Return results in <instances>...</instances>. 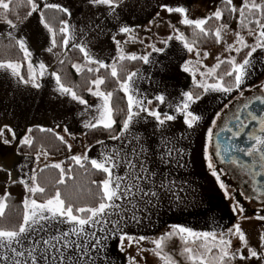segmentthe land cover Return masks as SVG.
<instances>
[{"label": "snow or ice", "instance_id": "6c2138e0", "mask_svg": "<svg viewBox=\"0 0 264 264\" xmlns=\"http://www.w3.org/2000/svg\"><path fill=\"white\" fill-rule=\"evenodd\" d=\"M22 3L23 0H17V7ZM26 3L30 10L24 19L31 17L33 13H39L41 24L51 36L48 52H53L58 47L67 49L71 43L73 48L79 49L83 54L84 65L73 64L72 66L78 73L83 72L87 66V72L97 74L94 79L89 80L87 91L93 97L99 98L100 103L89 105L85 98L62 82L58 72L48 73L45 63L40 62L38 65H34L27 40L23 37L17 38L13 31L7 33V38L14 40L15 46H18L23 53V59L27 61V77L22 74L23 64L18 61L2 60L0 69L8 71L18 83L30 85L35 89H40L43 86L40 81L46 74L50 75L55 80L54 91L61 96H69L72 101L84 106L78 114L82 117L81 122L84 129H102L108 132H111L116 123L115 110L111 103L113 92L102 90V85L106 81L103 76L99 75V72L101 69L110 70L111 77L117 80L120 90L127 98V116L122 123L119 135H110L109 138L123 141L134 122L141 119L147 122V117H151L155 122V130L161 134V147L166 149L160 155V160L163 163L169 162L174 150L167 148V145L172 142V138L165 135L169 122L176 121L180 116L187 129L197 128L200 126L203 116L193 110L194 105H197L210 93L220 94L225 98L231 97L228 103H224L223 108L216 112L214 118L210 120V126L207 127L205 133L204 160L225 198L232 201L231 211L234 215L249 219V217L243 216L245 208L237 199V195L245 200L256 199L264 204V107H261L259 112L251 107L257 101L261 106H264V94L244 98L245 91L252 92L254 89H259L261 93H264V82L249 84V81L258 72L264 73V0H241L239 5L234 0H221L222 6L216 7L210 15L204 18H190L189 9L184 6L161 4L159 7L163 12L169 15L177 14L178 23L192 30L191 39L170 20L163 21L158 11L156 17L149 22L152 27L146 30L156 36L152 43L146 44V39L139 38L136 30L132 27L127 25L119 27L118 33L125 34L128 40L122 42L115 35L111 37L116 46V56L110 64L95 58L83 41L76 42L75 29L70 23L72 12L68 7L56 3L41 5L40 0H26ZM88 3L93 7L103 6L109 16L118 18L117 9L120 8L122 0H88ZM43 9H52L68 17V19L60 20V43L57 42V31L45 19ZM13 11V0H0V22L5 23L11 30H17V23L9 18V14ZM228 19L236 22L235 29L227 22ZM17 20H19L18 15ZM210 21L215 22L214 28L208 27ZM161 26L170 28L171 33L163 38L159 37L157 33H153V28L159 29ZM228 33L233 35L232 43H228L226 40ZM249 37L252 39L251 44L248 42ZM208 39H213L217 45H223L224 53H226V55L216 56V63L211 67L203 62L209 57V53L202 51L199 47L201 41ZM173 40L178 41L188 54H194V59L185 60L181 65V70L191 76L193 87L182 91L177 100L167 101L170 112H161L159 106L150 107L153 103L152 99L141 96L138 88L134 86L135 80L142 78L139 70L129 72L122 81L119 72L124 61L140 60L144 64L152 63L150 60L152 54H164ZM129 41L146 45L151 51L143 55L126 51L123 45ZM158 44L162 46H157ZM245 50L247 51L244 58L238 60L237 57ZM60 63L63 64L64 61L61 60ZM224 65H227V70L221 72L220 69ZM193 89H199L200 92L197 93ZM233 93L238 95L233 97ZM240 98L245 99L243 105L237 106L232 116L222 126H219L218 131H214L218 127L217 122L221 119L222 113L233 104L234 100ZM154 99L159 102V105L166 103L164 94H158ZM245 110H247V114L242 119L241 116ZM142 113L146 116H142ZM252 122H255L258 128L254 127L253 131L247 132V138L243 139L242 134ZM5 129L12 134L11 140L5 137ZM31 131L28 129L29 133ZM41 131L52 132L53 129L42 128ZM63 132L72 136L67 126L63 127ZM225 132L231 135L227 137V143L223 144L221 134ZM55 135L56 139L67 145L70 151L71 144H68L65 137L58 133ZM84 135L87 133L85 132ZM0 139L4 144H10L12 140L16 139V133L5 125L4 128H0ZM134 139L138 148L133 147L130 152L123 155L120 150L113 148L110 152H101L99 159L90 158L87 153L70 157L80 168H85L86 163H89L93 170L105 174L103 179L91 181V184L98 189L95 206L73 204L62 197L59 187L56 188L54 195L38 202L35 198L36 195L43 196L46 193V188L39 183L35 170L27 180L15 181L12 180L10 171L0 168V171H7L8 178L13 183L18 182L23 185L27 193L22 201L23 218L19 227L0 228V264H112L108 252L111 241L117 242L118 250L122 253L133 245L136 246L137 255H129L128 264H140V261L144 259L145 252H151L163 261V264H178L171 255L164 251L166 241L174 237H178L183 242L184 247L180 255L189 264H244L253 258L264 262V252H258L249 246V241L246 239L239 221L231 226H218L219 231L204 232L173 224L170 226V231L153 239H149L145 235L133 236L125 231L129 223L139 226L143 222V217L137 215V212L140 211L138 203L143 202L147 208L151 204V198L158 196L157 191L154 190L158 174L147 166L148 148L142 142L141 137L136 136ZM238 139H242L245 146L241 147L236 142ZM33 142L31 135H25L19 141L20 144L28 147H31ZM97 144L104 146L105 142L97 140ZM176 151L182 155L181 150ZM233 153L241 155H233ZM43 154L47 155L46 152ZM242 157L249 159L245 160ZM216 158L220 165L226 167L218 169L214 163ZM36 159L39 160V156ZM122 166L124 168L123 175L116 171ZM46 167L58 169L59 179L55 183L65 185L67 174L60 163L46 165ZM40 171H44V169ZM233 171L239 174L241 183L237 185L238 190L230 192V186L221 179V174L228 176ZM243 177L248 179H243ZM245 185L251 188L250 193L247 192ZM159 187L167 188V185L161 180ZM8 199V193L0 197V218L5 216V210L9 206ZM255 218L264 221V214L258 213ZM64 225L67 227H62ZM233 237L237 238L239 246L234 247ZM145 241L154 247L150 249L143 247L142 242ZM197 243H199V250L191 246ZM260 247L264 248V234L260 236Z\"/></svg>", "mask_w": 264, "mask_h": 264}, {"label": "crops", "instance_id": "0c3cea01", "mask_svg": "<svg viewBox=\"0 0 264 264\" xmlns=\"http://www.w3.org/2000/svg\"><path fill=\"white\" fill-rule=\"evenodd\" d=\"M166 1L163 0L164 4H167ZM45 2L68 7L72 12L70 23L75 29L76 42L83 41L95 58L104 60L109 64L112 62L116 56V46L111 37L118 34L121 25L127 24L126 17L121 20L119 17L109 16L106 9L93 7L88 3V0H45ZM167 2L170 3L168 4L170 6H184L186 8H189L191 4V0H168ZM36 19L42 25L39 16ZM30 27L34 26H27L24 29V36L14 30H7L8 32L13 31L17 38H25L27 32L32 34L33 29ZM34 32H37L36 29ZM0 37H7V33L1 34ZM47 38L44 45L41 43H33L34 45H32L31 43L30 51L39 56L42 51L47 50L51 42V36L48 33ZM69 48H72L71 43L67 49ZM150 51L149 48L146 53ZM187 56L188 53L182 45L173 40L164 54H152L150 57L152 63H142L138 69L142 78L136 79L134 86L138 88L141 96L152 99L153 103L150 107L159 106L161 112H170L167 101L177 100L182 91L189 90V86L192 84L191 76L181 70V65ZM48 73L51 71L48 70ZM263 75L264 73L259 76L256 75L249 81V84H255L258 79L261 81ZM40 82L43 86L40 89H35L30 85L18 83L16 78L0 69V98L12 87L14 102L12 108L0 104V126L9 124L12 130L21 128L22 132L25 133L31 126L41 129L51 128L55 134L63 135L74 150H81L84 154L87 153L90 158L99 159L101 152H110L113 148L120 150L122 155L130 152L133 147L138 148L134 139L136 136L141 137L142 142L148 148L147 166L158 174L154 189L158 196L151 198V204L147 208L143 202L138 203L140 211L137 212V215L143 217V222L139 226L135 223H129L125 231L134 236L145 235L149 238L173 224L198 231L200 229L199 224L208 228L215 224L216 219L223 218L225 213L221 209L223 205H219L217 208L214 205L215 178L207 168L203 148L206 142L205 133L207 127L210 126V120L214 118L216 112L223 108L224 103H228L231 97L225 98L220 94L210 93L201 102L194 105L193 110L203 116L200 126L197 128L187 129L180 116L177 117L176 121L169 122L165 135L171 137L172 142L167 145V148L174 150L169 162L163 163L160 160V155L166 149L161 147V134L155 130L153 118L147 117V122L143 119L134 122L123 141L104 140V146L97 143L88 144L84 137L87 130L82 127V117L78 115L84 106L72 101L69 96H61L54 91L55 80L50 75L46 74ZM158 94L166 96L164 105H159V102L154 99ZM232 95L234 97L236 93ZM99 103V98L94 97L89 105ZM12 109L16 114L12 116L13 118L9 117L10 120L6 123L5 114ZM141 115L146 116L143 113ZM64 126L68 127L72 136L63 132ZM176 150H181L182 155ZM0 166L10 171L12 180L15 181H19L20 176L30 172L33 167L29 157L16 153L15 143L12 145L4 144L2 140H0ZM23 169L25 172L22 171ZM116 171L123 175V166ZM161 180L164 181L167 188L159 187ZM215 209L217 212H214ZM62 227L66 228L67 226ZM108 252L112 264H125L116 255V241L110 242Z\"/></svg>", "mask_w": 264, "mask_h": 264}, {"label": "trees", "instance_id": "16d2710c", "mask_svg": "<svg viewBox=\"0 0 264 264\" xmlns=\"http://www.w3.org/2000/svg\"><path fill=\"white\" fill-rule=\"evenodd\" d=\"M123 1V0H122ZM41 3V0H40ZM221 2L218 3V7H221ZM14 11L9 14V18L17 23L24 20L27 12L30 10L26 0H23L21 6L17 7V0H13ZM45 19L47 22L57 31V42L60 43L61 36L59 35L60 20L67 19V16L59 13L52 9H43ZM17 15L19 20H17ZM171 22L180 28L181 31L185 33L186 36L191 39V29L186 28L184 25L178 23L179 17L177 14H168ZM227 22H231L230 19ZM208 27H215V22L210 21ZM125 34H117V38L124 40ZM126 51L137 53L138 47L141 50L138 51V55H141L145 46L137 44V42H131L128 45H123ZM162 46V45H160ZM217 44L213 39H208L201 41L199 47L201 50H209L216 47ZM241 52L237 57L238 60H242L246 54ZM41 62L45 63L48 70L53 72L56 71L60 74L62 82L73 88L78 95L85 98L88 103L91 102L94 97L87 91L89 87V80L96 77V73H89L85 70L78 73L76 69L72 66L73 64L84 65L83 54L77 48H69L65 50L62 47H58L53 50V52H48L47 50L42 51L40 54ZM2 60H13L18 61L23 64L21 69L22 74L27 77V62L23 59V53L19 50L18 46H15L14 40H9L7 37H0V61ZM63 60L64 63L61 64L60 61ZM142 61H124L119 72L120 80H124L129 72L137 71L142 66ZM95 67V65H92ZM227 70V65L222 66L221 72ZM100 76L105 78V84L102 85V90L113 92L112 106L115 110L114 119L116 123L113 126L111 132L104 131L102 129L87 130V135H84L85 141L88 144H95L97 140H108L110 135H118L122 127V123L127 116V101L124 93L120 90V86L117 80L110 75V70L101 69L99 72ZM193 86L190 85L189 89ZM195 92L199 93V89H193ZM31 129V133L28 132ZM25 135H31L33 139V144L31 147L18 144L16 146V153L21 156H35L40 153H47L50 156L67 155L68 147L62 144L56 139L54 132L41 131V128L36 126L29 127ZM62 167L65 169L67 177L65 185H57L55 182L59 179V170L53 167H44V171H38L36 175L38 176V181L41 186L46 188V193L41 196L36 195L38 202H42L48 196L54 195L56 188L59 187L62 197L69 200L78 206H95L97 203L96 194L97 187L91 184L92 180H101L104 178L103 173L97 172L91 168L89 163H86L85 168H80L75 164L71 158H64L61 163ZM0 168H3L0 166ZM71 169V171H68ZM70 177V178H68ZM5 193L9 194V199L7 200L8 208L5 210V216L0 218V228H18L19 224L22 223L23 218V204L22 201L26 195L23 185L16 182L13 183L9 180L7 171H0V196H4Z\"/></svg>", "mask_w": 264, "mask_h": 264}, {"label": "rangeland", "instance_id": "374dc122", "mask_svg": "<svg viewBox=\"0 0 264 264\" xmlns=\"http://www.w3.org/2000/svg\"><path fill=\"white\" fill-rule=\"evenodd\" d=\"M167 1H166V3L170 4ZM219 2H221V0H191V4L188 8L190 18H204V17L210 15L215 10V8L218 7ZM234 2L237 5H239L241 3V0H234ZM43 3H46L45 0H42L41 5H43ZM159 4H164L163 0H123L120 8L117 9V14H118V17L121 18V20H123L124 17L127 18L126 19L127 24H125V25L134 28L136 30V34L138 35L139 38L146 39V44L152 43L156 39V36L152 35L151 33H149L146 30L148 28L152 27V25L149 22L152 21L153 18L156 17V13L158 11L160 12L161 17L163 18V21L167 22L170 20L167 13L163 12L162 10L160 11ZM97 8L105 9L103 6H100ZM38 16H39V13H33V15L31 17L27 18L26 20L24 19V20L17 22L18 29L14 30L18 34L21 33L24 36V29L27 26L28 27L34 26V27H30V28H32L34 31L36 29L37 32H34L32 30L31 31L32 34H30L29 32H27L25 34V39L27 40L29 46L31 43H32V45H34L33 43H38V44L41 43V45H44L48 39L47 38L48 31L43 27V25H40L38 23V21L36 19ZM230 24H231V27L233 29H235L237 27L235 21L231 20ZM7 29H9V27L5 23L0 22V35L4 34V33H8ZM171 31L172 30L170 28H167L164 26H161L159 29L153 28V33H157L158 36L161 38L166 37L168 34L171 33ZM245 35H247V34L245 33ZM115 36L117 38V35H115ZM125 40H128L127 36L125 37L124 40H121V41L123 42ZM226 40L228 43H232L233 35L231 33H228L226 35ZM248 42L250 44L252 43V39L250 37L248 38ZM129 43H131V41H129ZM129 43H127V45ZM137 44H138V42H137ZM144 46H145V48H144L141 55L145 54L147 49H149L146 47V45H144ZM157 46H160V45L158 44ZM139 47L137 49L138 51L141 50V48H139ZM138 51H137V53H138ZM202 51H207L209 53V57L203 61L209 67H211L212 65H214L216 63V60H215L216 56L222 55V54L226 55V53H224V46L223 45H217L216 47H214L212 49L202 50ZM233 55H235V54H233ZM254 55H258V54H254ZM39 57H40V55L38 56V54L32 52V61H33L34 65H38L41 62ZM222 58H223V56H222ZM188 59H194V55L188 54L186 60H188ZM5 72L10 75V73L8 71H5ZM260 74H262V73H260V72L257 73L258 76ZM261 82H264V75H263L261 81L258 79V81L255 84H259ZM12 91H13V88L11 87V89L8 92H5V94H3V97L0 98V100H1L0 104L5 105L4 107L12 108V105L14 103ZM237 95L238 94H236L235 96H237ZM14 112L15 111H13V109L10 110L9 112L8 111L6 112L5 119H4L6 123L9 122V120H10L9 117H12L14 114H16ZM7 126L12 129V127L9 124H7ZM0 128H4V126H0ZM14 132L16 133V139L12 140L10 145L15 143V146H17L18 144H20L19 141L23 138V136H25L26 133L24 131L22 132L21 128H16V130ZM5 137L10 139V140L12 138V134L10 132H8L7 129H5ZM0 140H2V139H0ZM2 142H3V140H2ZM83 154H84L83 151L74 150L71 147V150L69 151V149H68V153L65 156H63V155L50 156V155H44L43 153H40V154L35 155V156H27L26 155V157H29L30 160L32 161L33 167H32V170L30 172H27L25 175L23 174L22 176H20V179L27 180L28 177L33 174V170H35V173H37L40 169L46 167V165H53L56 163L61 164L62 161L64 160V158H69L72 155H83ZM37 156H39V160L36 159ZM29 164L31 165L30 161H29ZM24 169L22 171L25 172ZM217 184H218V182L215 179V192H214L215 203H214V205H215V208H217L219 205H223V207L221 209H222V212L225 211L224 216H223V218H219L220 221H219V219L218 220L216 219L214 222L215 224L213 226L208 227V228H205L204 226L199 224L200 229L198 228L199 229L198 232L214 231V230L219 231L218 226H231L232 224H235L236 222L239 221L241 224V228L246 235V239L249 241V246L255 248L258 252H264V248L260 247V236H261V234H264V221L257 220L254 216L245 215L244 213H243V216L249 217V219H244L242 217L234 215L231 211L232 201L225 198L223 191L219 188V184L218 185ZM26 195H27V193H26ZM0 197H2V196H0ZM220 200L223 203H221ZM202 211H205V210H202ZM214 212H217L216 209ZM170 230H171L170 227L167 226L159 234L154 235V236H150L149 239L158 238L159 236H161L162 234H164L165 232L170 231ZM129 234L133 235L132 233H129ZM233 245H234V247L239 246V242H238L237 238H235V237H233ZM142 246L149 248V249L154 247V245H152L148 241L142 242ZM191 246L196 248L197 250H199V243H197L196 245H191ZM183 247H184L183 242L178 237H174L171 240L166 241V246H165L164 251L166 254L171 255L173 257V259L178 262V264H189V262L183 256L180 255V252L182 251ZM245 252H246V250H245ZM116 255L122 259L123 263L128 264V256L129 255H131V256L137 255L136 246L133 245L131 248H128L126 252L122 253L118 250L117 242H116ZM143 255H144V259L140 261V264H163V261H161L158 257L153 255L151 252H145ZM137 258L139 259V257H137ZM255 263L256 264H264V262L257 261L254 258L244 262V264H255Z\"/></svg>", "mask_w": 264, "mask_h": 264}, {"label": "flooded vegetation", "instance_id": "af4514ba", "mask_svg": "<svg viewBox=\"0 0 264 264\" xmlns=\"http://www.w3.org/2000/svg\"><path fill=\"white\" fill-rule=\"evenodd\" d=\"M264 93H261L259 91V89H254L252 92H248L245 91L244 93V98H250V97H255L256 95H262ZM235 97V96H234ZM244 98H240L238 100H234L233 104L229 106L228 109H226L224 111V113H222L221 119L217 122L218 123V127L216 129H214V131H218L219 130V126H222L223 123L229 119L232 116V113L236 111L237 106H242L243 103L245 102ZM253 110H256L257 112H259L261 106L259 104V102H255L253 103V105L251 106ZM247 114V110H245V112L243 113V115L241 116V118L243 119L244 116H246ZM258 128V125L255 124V122H252L249 124V127L245 130V133L242 134V138H247L246 134L247 132H251L253 131V129ZM222 135L224 137H228L231 134L230 133H222ZM240 140V139H238ZM237 140V141H238ZM236 141V142H237ZM215 144V137L213 138V147ZM237 154V153H235ZM244 159V157H242ZM214 163L216 164V167L219 169L221 167H226L224 165H220L218 163V158L214 159ZM221 179L224 180L229 186V191L233 192L234 190H238L237 189V185L241 183V177L239 176V174H237L235 171H233L230 175L228 176H224L223 174H221ZM243 179H248L247 177H243ZM247 189V192L250 193L251 192V188L248 187L247 185L244 186ZM237 199L240 200L241 204L244 206L245 208V215H249V216H254L256 217V215L259 214H264V211H261L262 209H264V204H261L258 200L256 199H252L251 201L245 200L243 197H240L239 195H237Z\"/></svg>", "mask_w": 264, "mask_h": 264}, {"label": "water", "instance_id": "95a60500", "mask_svg": "<svg viewBox=\"0 0 264 264\" xmlns=\"http://www.w3.org/2000/svg\"><path fill=\"white\" fill-rule=\"evenodd\" d=\"M243 139H245V138H243ZM221 142L223 144H226L227 143V137H224L222 134H221ZM237 143H239L241 147L245 146L242 139L238 140ZM233 155H241V154H239V153H237V154L233 153ZM244 159L245 160H248L249 158L244 157ZM258 179H260V178H258Z\"/></svg>", "mask_w": 264, "mask_h": 264}]
</instances>
